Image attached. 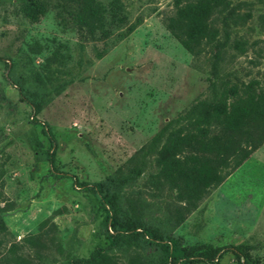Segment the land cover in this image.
<instances>
[{
    "label": "rangeland",
    "instance_id": "rangeland-1",
    "mask_svg": "<svg viewBox=\"0 0 264 264\" xmlns=\"http://www.w3.org/2000/svg\"><path fill=\"white\" fill-rule=\"evenodd\" d=\"M26 1L0 0L1 191L9 202L0 203V264H13V256L23 264H83L95 248L120 264L137 258L170 264L147 237L128 249L111 242V213L97 184L164 242L174 239L194 254L246 247L252 260L264 263V145L182 215L173 193L151 181L154 157L140 176L117 179L168 121L208 94L212 81L222 77L240 86L253 80L255 91L264 89V0H230L229 11L212 18L216 40L197 56L163 25L174 0H122L121 30L132 31L100 59L103 41L76 27L62 29L52 12L30 22ZM31 46L38 51L31 53ZM55 50L62 60L48 69L44 60ZM20 89L40 98L38 113L21 100ZM178 264L236 260L232 251H220L212 261Z\"/></svg>",
    "mask_w": 264,
    "mask_h": 264
},
{
    "label": "trees",
    "instance_id": "trees-1",
    "mask_svg": "<svg viewBox=\"0 0 264 264\" xmlns=\"http://www.w3.org/2000/svg\"><path fill=\"white\" fill-rule=\"evenodd\" d=\"M171 13L163 19V25L171 37L189 54L199 55L216 40L219 30L213 24L214 15L229 11L230 0H174ZM47 12H52L62 29L76 27L86 31L95 40L103 41L104 48L96 57L102 58L116 42L124 39L131 31L126 25L122 0H110L107 5L98 0H28L24 3V15L30 22H37ZM112 39V40H110ZM235 46L243 49L242 42ZM31 53L37 46L29 48ZM62 55L54 51L46 58L59 62ZM34 77L41 81L39 74ZM47 80L49 78L45 77ZM254 81L237 86L228 79L212 81L205 97H199L188 109L168 121L125 166L126 172L118 171L119 181H129L140 176L147 166V158L154 157L156 173L150 178L153 185L165 186L173 193L176 202L182 205L179 215L196 209L198 203L209 192L220 186L232 173L239 169L264 145V89L255 91ZM20 98L34 113L40 110V98L33 93L19 90ZM36 123V120H34ZM42 131L49 133L43 124ZM3 163L0 164V203L9 202L1 189L4 186ZM98 192L108 207L110 216L109 236L114 245L126 249L134 246L138 239L147 237L148 242L160 247L165 262L178 264L193 258L212 261L220 251H232L236 264H264L249 256V248H210L194 254L181 247L174 239L164 242L162 235L153 228L144 226L138 218L131 219L122 213L118 198L97 184ZM13 264H23L24 259L13 256ZM83 264H120L111 254L95 248ZM127 264H146L142 259L130 260Z\"/></svg>",
    "mask_w": 264,
    "mask_h": 264
}]
</instances>
